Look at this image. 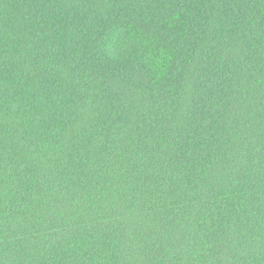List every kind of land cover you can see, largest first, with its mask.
Returning a JSON list of instances; mask_svg holds the SVG:
<instances>
[{
    "label": "trees",
    "instance_id": "obj_1",
    "mask_svg": "<svg viewBox=\"0 0 264 264\" xmlns=\"http://www.w3.org/2000/svg\"><path fill=\"white\" fill-rule=\"evenodd\" d=\"M0 264H264V0H0Z\"/></svg>",
    "mask_w": 264,
    "mask_h": 264
}]
</instances>
